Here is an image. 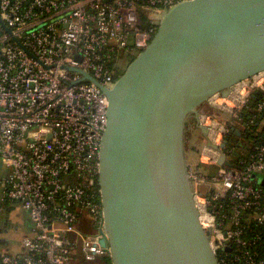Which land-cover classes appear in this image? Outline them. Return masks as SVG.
Segmentation results:
<instances>
[{"label": "built area", "instance_id": "2783aa9c", "mask_svg": "<svg viewBox=\"0 0 264 264\" xmlns=\"http://www.w3.org/2000/svg\"><path fill=\"white\" fill-rule=\"evenodd\" d=\"M181 1L0 0V216L19 208L30 222L0 264L110 259L98 186L109 101L84 74L111 89L117 60ZM192 117L206 172L187 173L218 262L264 264V70Z\"/></svg>", "mask_w": 264, "mask_h": 264}, {"label": "water", "instance_id": "95a60500", "mask_svg": "<svg viewBox=\"0 0 264 264\" xmlns=\"http://www.w3.org/2000/svg\"><path fill=\"white\" fill-rule=\"evenodd\" d=\"M261 70L264 0H184L111 89L84 74L109 101L98 186L111 264H219L193 199L185 123Z\"/></svg>", "mask_w": 264, "mask_h": 264}, {"label": "rangeland", "instance_id": "374dc122", "mask_svg": "<svg viewBox=\"0 0 264 264\" xmlns=\"http://www.w3.org/2000/svg\"><path fill=\"white\" fill-rule=\"evenodd\" d=\"M153 10H150L149 13H153ZM160 14L161 12H157ZM193 115H189L186 119L187 127L185 126L184 129V152H185V158L187 162V166H190L193 170H198L201 172H206L205 168L198 167V155L199 151L201 150L203 146V138H202V132L199 129H196L194 124L191 122L190 117ZM22 212V210H19V208H14L11 212V221L9 222V229L8 231L3 232L0 234V237L2 240L8 238L9 244L8 247L10 250L15 249V244L17 239L20 237L19 228L16 226V222L19 217L17 213ZM22 215V214H21ZM7 248V246H6ZM8 249V248H7Z\"/></svg>", "mask_w": 264, "mask_h": 264}, {"label": "trees", "instance_id": "16d2710c", "mask_svg": "<svg viewBox=\"0 0 264 264\" xmlns=\"http://www.w3.org/2000/svg\"><path fill=\"white\" fill-rule=\"evenodd\" d=\"M136 56H137V54H127V53H125V54H123L117 60V62L114 65L115 78L116 79L123 74V72L125 71V69L127 68V66L135 59ZM190 119H191V122L194 124V119H193L192 116L190 117ZM186 123H185V126L187 127V124ZM247 137L249 138L250 136L247 134ZM228 138H229V145L230 146L232 144H235L236 145V142L238 140V137L234 134V132H232L231 134H229L228 135ZM250 138L252 139V137H250ZM229 145L226 146V148H225L226 150H227V148H229ZM198 167L204 168L203 166H201L199 164H198ZM7 214H8V211H6V208H5L4 214H2L3 216L2 215L0 216V234H2L3 230L8 231V229H9V226H10L9 225V222L10 221L7 220L8 219ZM0 242H3V240L1 239V237H0ZM6 242H7V240H6ZM0 251L8 252V251H10V248L7 249V248H5V246H4L3 243H0ZM222 255H225L224 252H222ZM105 264H111V260L108 259Z\"/></svg>", "mask_w": 264, "mask_h": 264}, {"label": "crops", "instance_id": "0c3cea01", "mask_svg": "<svg viewBox=\"0 0 264 264\" xmlns=\"http://www.w3.org/2000/svg\"><path fill=\"white\" fill-rule=\"evenodd\" d=\"M13 209L12 208L8 209V214L7 215H8L10 220H11L10 215H11V212H12ZM17 215H19V217H16L18 219L15 222H16V226L18 228L20 227L19 228L20 232L18 234H20V236L28 235L29 234V230H30V222H29L27 213L25 211H22L20 213L18 212ZM7 242H6V239H4L3 242H0V243H3L5 248H6V246L9 244V240H7ZM7 248H9V247L7 246Z\"/></svg>", "mask_w": 264, "mask_h": 264}, {"label": "flooded vegetation", "instance_id": "af4514ba", "mask_svg": "<svg viewBox=\"0 0 264 264\" xmlns=\"http://www.w3.org/2000/svg\"><path fill=\"white\" fill-rule=\"evenodd\" d=\"M7 220H8V221H11V220L9 219V217H8V219H7ZM3 232H5V230H3ZM3 232H2V233H3Z\"/></svg>", "mask_w": 264, "mask_h": 264}]
</instances>
